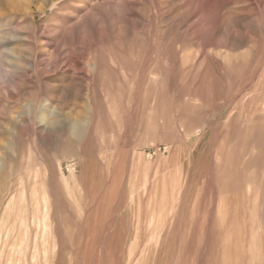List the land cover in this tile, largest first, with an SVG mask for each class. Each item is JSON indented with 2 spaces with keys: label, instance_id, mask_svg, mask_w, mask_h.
<instances>
[{
  "label": "rangeland",
  "instance_id": "374dc122",
  "mask_svg": "<svg viewBox=\"0 0 264 264\" xmlns=\"http://www.w3.org/2000/svg\"><path fill=\"white\" fill-rule=\"evenodd\" d=\"M0 264H264V0H0Z\"/></svg>",
  "mask_w": 264,
  "mask_h": 264
},
{
  "label": "bare ground",
  "instance_id": "6f19581e",
  "mask_svg": "<svg viewBox=\"0 0 264 264\" xmlns=\"http://www.w3.org/2000/svg\"><path fill=\"white\" fill-rule=\"evenodd\" d=\"M76 125V124H75Z\"/></svg>",
  "mask_w": 264,
  "mask_h": 264
}]
</instances>
